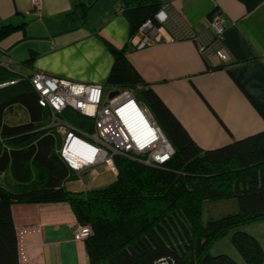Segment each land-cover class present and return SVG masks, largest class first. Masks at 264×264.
Here are the masks:
<instances>
[{"label":"trees","instance_id":"1","mask_svg":"<svg viewBox=\"0 0 264 264\" xmlns=\"http://www.w3.org/2000/svg\"><path fill=\"white\" fill-rule=\"evenodd\" d=\"M240 1L249 11L262 0ZM160 4L161 0H122L131 37L147 19L157 23ZM87 12L88 6L80 2L67 18L85 25ZM214 12L217 9L208 14L210 19ZM221 39L212 30L203 37L201 55L208 69L221 67L209 60L210 55H218ZM107 46L113 60L104 90L110 86L132 91L161 128L173 154L160 164L146 163L136 153L116 154L111 182L67 188L66 182L82 181L87 170L74 172L61 157L63 137L49 126L50 110L39 103L30 75L0 66V82L14 80L0 87V175L8 174L12 181L0 183V264H26L20 259L11 206L46 202H67L76 226L89 227V235L82 239L87 264H239L225 253H210L230 230L232 245L244 262L263 264V246L241 227L264 219V129L202 149L146 86L123 48ZM14 104L25 108L26 121L12 124L4 118ZM58 116L79 131L93 132V119L71 107ZM223 199H235L237 210L203 217L205 201Z\"/></svg>","mask_w":264,"mask_h":264},{"label":"crops","instance_id":"2","mask_svg":"<svg viewBox=\"0 0 264 264\" xmlns=\"http://www.w3.org/2000/svg\"><path fill=\"white\" fill-rule=\"evenodd\" d=\"M80 2L88 6L85 25L67 18ZM161 2L169 3V19L159 28L164 40L137 48L122 0H42L39 14L28 0H0V32L6 31L0 61L20 76L42 71L103 84L112 66L111 43L123 48L146 86L202 149L264 129V0L249 11L240 0ZM216 9L224 29L218 55L209 60L221 67L208 69L200 48L211 30L208 14ZM11 182L8 174L0 175V183ZM11 212L15 228H40L25 238L26 264H87L67 202L14 203Z\"/></svg>","mask_w":264,"mask_h":264},{"label":"built area","instance_id":"3","mask_svg":"<svg viewBox=\"0 0 264 264\" xmlns=\"http://www.w3.org/2000/svg\"><path fill=\"white\" fill-rule=\"evenodd\" d=\"M28 2L30 9L39 14L42 0ZM168 6V2H161L155 15L157 23L147 19L139 27L135 36L137 48L164 40L159 28L169 19ZM223 23L222 13L214 12L209 26L219 38H222ZM0 66L11 69L8 61H0ZM13 82H0V87ZM29 82L38 95L39 103L50 110L49 126L63 137L60 155L74 172L90 171L102 164L114 169L113 156L116 154L136 153L143 155L146 163L155 164L166 162L173 154V148L161 128L154 122L149 111L139 104L132 91L118 90L114 97L108 99L100 83L77 82L42 71L32 73ZM67 107L93 119L94 129L91 134L77 130L58 116ZM16 229L20 259L27 263L29 255L25 238L40 228L22 226ZM89 232L88 226H76L74 238L82 240Z\"/></svg>","mask_w":264,"mask_h":264},{"label":"rangeland","instance_id":"4","mask_svg":"<svg viewBox=\"0 0 264 264\" xmlns=\"http://www.w3.org/2000/svg\"><path fill=\"white\" fill-rule=\"evenodd\" d=\"M42 5V3H41ZM114 88L108 86L107 90H105L106 97L110 91ZM123 90V89H121ZM151 115V114H150ZM152 117V116H151ZM8 122L15 124L20 121H26L28 118L27 111L24 107L14 104L11 110H7L4 117ZM86 174H82L83 180L78 181L77 179H73L71 181L66 182V186L73 187L75 189L78 188L79 185L84 184L83 188H91V187H99L103 186L114 179L115 170L106 164L98 165L94 167L93 170L86 171ZM95 176V177H93ZM92 177L94 179H92ZM237 210V202L235 199H223L218 201H205L203 204V217H211L216 218L221 215L231 213ZM243 230L247 231L248 233L254 235L264 249V219L252 222L249 224H245L241 227ZM233 230H230L226 235L218 239L210 248V253L212 255H216L219 253H225L236 260L239 264H246L232 245L231 242V234ZM31 234V233H30ZM264 264V260H263Z\"/></svg>","mask_w":264,"mask_h":264},{"label":"water","instance_id":"5","mask_svg":"<svg viewBox=\"0 0 264 264\" xmlns=\"http://www.w3.org/2000/svg\"><path fill=\"white\" fill-rule=\"evenodd\" d=\"M118 93V90H112L108 93L107 98L110 99Z\"/></svg>","mask_w":264,"mask_h":264}]
</instances>
